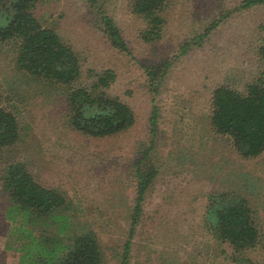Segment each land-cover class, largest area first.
I'll use <instances>...</instances> for the list:
<instances>
[{"label":"rangeland","instance_id":"rangeland-1","mask_svg":"<svg viewBox=\"0 0 264 264\" xmlns=\"http://www.w3.org/2000/svg\"><path fill=\"white\" fill-rule=\"evenodd\" d=\"M129 2L105 4L125 52L110 45L87 0H51L39 7L38 18L71 45L85 71L115 72L107 93L132 108L134 125L113 137L84 136L64 124L60 92L19 87L12 107L23 143L16 158L36 181L73 201L74 222L95 231L108 264L122 263L126 242L128 264H264V152L244 158L211 125L214 90L225 85L243 92L259 75L264 4L243 10L242 0H170L161 38L145 43V23L131 13ZM9 50L0 46V85L19 86ZM164 63L166 72L151 80V69ZM151 146L149 164L158 172L132 226L135 162ZM220 194L242 197L261 230L259 245L237 261L205 221L210 198ZM8 202L0 174V264H19L16 235L5 219Z\"/></svg>","mask_w":264,"mask_h":264},{"label":"trees","instance_id":"trees-1","mask_svg":"<svg viewBox=\"0 0 264 264\" xmlns=\"http://www.w3.org/2000/svg\"><path fill=\"white\" fill-rule=\"evenodd\" d=\"M50 1L0 0V46L12 52L15 76L19 80V86L0 85V155L5 154L0 162L4 160L6 164L0 173L1 192L9 199L5 219L11 224L12 235H16L14 250L19 255V264H108L95 231L83 224L78 228L74 222L73 201L36 181L26 163L16 158V149L23 143L21 126L12 107L22 92L19 87L34 85L43 88V92H60L64 124L84 136L113 137L128 131L136 121L128 104L107 93L115 82V72L85 71L71 45L54 28L44 26L39 20V7ZM169 1L130 0L131 13L145 23L141 33L145 43L161 38L165 24L162 13ZM87 3L98 15V28L110 45L119 52L127 51L117 23L105 10L106 0H87ZM260 4L264 0H242L240 8L247 10ZM189 46L186 43L183 52ZM257 54L261 70L245 91L222 85L212 95L213 130L230 138L237 152L246 159L257 158L264 152V38ZM168 67L169 63H164L151 69L150 79L155 80ZM156 118L154 108L150 118L152 130L156 128ZM150 149L152 146L135 162L132 226L141 215V203L158 172L155 165L149 164ZM253 215L242 197L220 194L210 198L205 221L217 240L232 249L234 261L260 243L261 230ZM129 250L130 243L126 242L121 264H128Z\"/></svg>","mask_w":264,"mask_h":264}]
</instances>
